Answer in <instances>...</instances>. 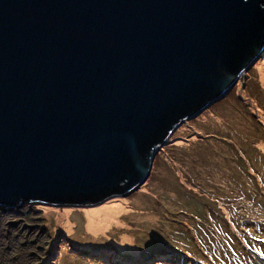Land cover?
I'll list each match as a JSON object with an SVG mask.
<instances>
[{"label": "water", "instance_id": "water-1", "mask_svg": "<svg viewBox=\"0 0 264 264\" xmlns=\"http://www.w3.org/2000/svg\"><path fill=\"white\" fill-rule=\"evenodd\" d=\"M264 49V0H0V208L99 204Z\"/></svg>", "mask_w": 264, "mask_h": 264}, {"label": "rangeland", "instance_id": "rangeland-1", "mask_svg": "<svg viewBox=\"0 0 264 264\" xmlns=\"http://www.w3.org/2000/svg\"><path fill=\"white\" fill-rule=\"evenodd\" d=\"M182 188L201 194L190 199ZM120 203L109 225L90 227L89 211ZM237 235L247 241L245 251L264 255V243L257 246L252 240L264 237V49L227 96L177 127L137 191L92 206L0 208V264H36L39 259L40 264H89L86 258L97 262L102 254L113 264H180L165 257L142 259L156 244L160 256L165 250L175 257L183 252L179 259L187 264H198L196 259L215 264L209 250L217 254L218 240L227 246ZM123 238L131 243L128 249L121 247ZM61 242L65 245L58 255ZM69 251L84 261L77 262ZM248 252L253 261L243 258L236 264H263ZM115 254L133 259L119 261Z\"/></svg>", "mask_w": 264, "mask_h": 264}, {"label": "trees", "instance_id": "trees-1", "mask_svg": "<svg viewBox=\"0 0 264 264\" xmlns=\"http://www.w3.org/2000/svg\"><path fill=\"white\" fill-rule=\"evenodd\" d=\"M227 140L230 141L229 139H223L224 142L227 141ZM177 141H183L184 142L185 140L184 139H180V140H177ZM235 147H236V150L237 149H240L242 151V147H240L238 144ZM241 155H242V152H241ZM242 158L244 159L243 155H242ZM242 158H240V159H242ZM239 184L242 185L241 183H239ZM245 187H247V186H245ZM182 190L185 192V194L187 195V197L190 198V199H195L197 194H201L200 192L199 193H196V192H194L191 189L182 188ZM247 194H249V192ZM203 195H204V193H203ZM220 196H222V195H220ZM226 203H229V202H226ZM211 205H212V208H214V210L218 214V208H216V203L215 202H212ZM206 208H207V204H206ZM219 216H222V214H219ZM244 233L247 234V232H244ZM258 238H260V239H257V238L256 239L250 238V239H252L256 243H259V244H257V246L258 245L260 246V245H262L264 243V240H263L264 237H258ZM209 239H210V235H209ZM232 240H231V242L227 246H225L223 240H218L217 243H218L219 247L217 246V244H215V248L218 249V253L217 254H215V252L212 253L209 250V253L213 255V263H215V264H236L239 260L242 261L243 258H248L249 260H252L251 259V256H250L251 254L248 252V251H250L251 253H255L256 256L258 257V260L264 264V255H263V253H261V252L260 253H256L255 251L252 252V250L245 251V243L247 242L246 240H245V242H243L242 238L240 236H238V235L235 238H233ZM64 245H65V243H62V242L59 245V247H58L59 248L58 255L60 254V251L62 250V247H64ZM161 245H162L161 243L158 244V246H161ZM223 245H224V247H223V251H222V249H220V247H222ZM156 246H157V244H156ZM156 246H155V249L154 250L152 249L151 252L149 254H147L146 256L140 254L141 255V258L147 260V259H150V258H153V257L156 258V259H162V257H165V258L169 259V261L172 260L173 263L176 261L178 263L180 262V264H187V263H185V260H182L181 261L179 259V258H181V255L183 254V252H180V256L175 257L173 254H171V252H168V251L165 250L164 255L160 256L159 255V250L156 249ZM91 249L97 250V251H103V250H99L98 248H91ZM111 250H113V249H111ZM113 251L114 252H117V250H113ZM200 252L204 253L201 250H200ZM69 253H73L74 254L73 257L74 258H78L79 261H77V262H80L81 260L84 261V259L82 258V255L81 254L80 255L79 254H75L74 252H71V251H69ZM202 253H200V254H202ZM103 255L104 254H102L101 256H98L97 262H95V261L92 260V262L90 263L89 258H86L84 262H87V263L89 262V264H113V262H111V263L110 262H105L106 260L109 261L108 260L109 257L104 258V261H103L102 260ZM204 255H207V254H204ZM117 257L119 258L117 260L123 261V262H126L127 259L128 260L129 259H133L132 256H128V255L126 256V259L125 258H122V257H119V256H117ZM204 257L207 258V259L209 258L208 256H204ZM217 258H219V259H217ZM196 260H197V263L198 264H201L200 262H198L199 259H196ZM3 261L6 262V263H9L5 259ZM39 261H40V259L37 261L36 264H40ZM208 261H210V260H208ZM46 262H50V259L49 260H46ZM56 263H57V261L53 262L52 264H56ZM193 263L196 264V262H191V264H193ZM160 264H162V262H160ZM247 264H249V263H247Z\"/></svg>", "mask_w": 264, "mask_h": 264}, {"label": "bare ground", "instance_id": "bare-ground-1", "mask_svg": "<svg viewBox=\"0 0 264 264\" xmlns=\"http://www.w3.org/2000/svg\"><path fill=\"white\" fill-rule=\"evenodd\" d=\"M116 203V202H115ZM120 204L110 205L105 204V206L99 207L96 211L91 210L88 213L89 225L93 230H100L111 223L118 215L120 211ZM128 238H123L121 247L128 249L131 243Z\"/></svg>", "mask_w": 264, "mask_h": 264}]
</instances>
